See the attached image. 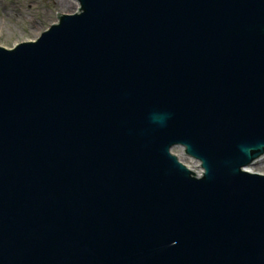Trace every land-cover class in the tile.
Listing matches in <instances>:
<instances>
[{
	"label": "water",
	"instance_id": "1",
	"mask_svg": "<svg viewBox=\"0 0 264 264\" xmlns=\"http://www.w3.org/2000/svg\"><path fill=\"white\" fill-rule=\"evenodd\" d=\"M74 1L0 47V264H264V0Z\"/></svg>",
	"mask_w": 264,
	"mask_h": 264
},
{
	"label": "rangeland",
	"instance_id": "2",
	"mask_svg": "<svg viewBox=\"0 0 264 264\" xmlns=\"http://www.w3.org/2000/svg\"><path fill=\"white\" fill-rule=\"evenodd\" d=\"M74 0H0V47L13 49L17 45L38 40L58 22L59 14L79 12ZM173 153L190 170L201 173L200 164L184 156L181 149ZM264 175V158L247 169Z\"/></svg>",
	"mask_w": 264,
	"mask_h": 264
}]
</instances>
